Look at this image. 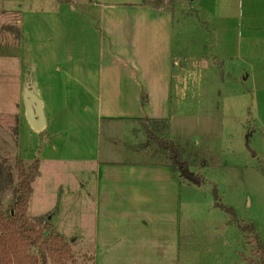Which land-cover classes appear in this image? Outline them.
Instances as JSON below:
<instances>
[{
  "label": "rangeland",
  "instance_id": "obj_1",
  "mask_svg": "<svg viewBox=\"0 0 264 264\" xmlns=\"http://www.w3.org/2000/svg\"><path fill=\"white\" fill-rule=\"evenodd\" d=\"M122 4L132 13L113 11L114 22L160 23V11L178 25L185 58L174 60L171 113L161 120L199 185L172 169L135 118L100 120L97 29L105 9ZM29 80L41 132L25 119ZM19 160L38 163L29 219L50 216L76 264H247L254 235L264 241V0H0L4 212Z\"/></svg>",
  "mask_w": 264,
  "mask_h": 264
},
{
  "label": "crops",
  "instance_id": "obj_2",
  "mask_svg": "<svg viewBox=\"0 0 264 264\" xmlns=\"http://www.w3.org/2000/svg\"><path fill=\"white\" fill-rule=\"evenodd\" d=\"M128 6L130 5L122 4L105 9L104 19L97 29V84L94 96L98 103L100 120L121 121L125 125L134 118L168 119L171 113L170 89L176 77L174 66L178 65L174 60L176 55H181L184 51L178 52L175 49L179 42L176 37L178 25L173 22L171 13L159 16L160 11L154 14L165 18L160 23H151L144 19L140 22H114L111 18L113 11L131 12ZM140 15L142 16L141 13ZM175 38L177 43L174 42ZM87 58L82 57L80 60L87 64ZM181 58H185V52ZM83 66L85 70L86 65ZM84 77L89 78L86 71ZM139 155L143 154L132 152L130 159L140 157ZM113 165L115 164L103 163L100 166L107 169L117 167ZM119 167L123 169V166ZM127 167L131 171L149 170V167ZM97 191L100 196L99 190ZM93 232H96L94 228Z\"/></svg>",
  "mask_w": 264,
  "mask_h": 264
},
{
  "label": "trees",
  "instance_id": "obj_3",
  "mask_svg": "<svg viewBox=\"0 0 264 264\" xmlns=\"http://www.w3.org/2000/svg\"><path fill=\"white\" fill-rule=\"evenodd\" d=\"M135 121L142 123L149 142L167 153L172 169L179 172L188 170L183 153L165 136L169 130L167 121L149 118ZM146 123L151 124L152 128H148ZM190 143L188 141L182 147ZM25 167L21 160L17 162L16 183L12 189L14 203L7 211L0 210V264H76L70 244L54 232L50 216L37 217L35 222L29 219L28 203L32 194L31 185L38 173V163L35 161L28 168ZM5 184H13L9 174ZM254 248L247 264H264V241L257 235H254ZM90 264H93L92 261Z\"/></svg>",
  "mask_w": 264,
  "mask_h": 264
},
{
  "label": "water",
  "instance_id": "obj_4",
  "mask_svg": "<svg viewBox=\"0 0 264 264\" xmlns=\"http://www.w3.org/2000/svg\"><path fill=\"white\" fill-rule=\"evenodd\" d=\"M23 101L25 105V119L30 128L35 132H41L46 124L45 116L43 113V104L34 94V87L29 80L23 90ZM183 178L200 184V178L189 173L187 170L180 171Z\"/></svg>",
  "mask_w": 264,
  "mask_h": 264
}]
</instances>
